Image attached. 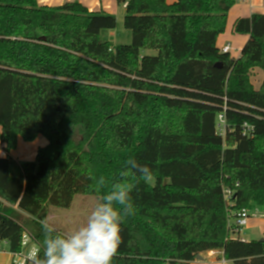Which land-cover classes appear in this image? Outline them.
<instances>
[{
	"label": "trees",
	"instance_id": "trees-1",
	"mask_svg": "<svg viewBox=\"0 0 264 264\" xmlns=\"http://www.w3.org/2000/svg\"><path fill=\"white\" fill-rule=\"evenodd\" d=\"M234 5L130 0L132 42L114 47L104 36L114 15L80 2L0 0V144L11 152L19 136L49 142L22 166L0 158L9 252H21L24 232L42 248L39 221L78 195L100 200L107 188L97 192L92 177L110 185L131 157L152 169L155 185L140 181L131 193L135 214L121 225L112 264H191L214 250L264 264V241L234 237L229 224L252 205L264 212V79L251 80L254 69L264 73V13L234 22L249 40L233 58L218 39Z\"/></svg>",
	"mask_w": 264,
	"mask_h": 264
},
{
	"label": "clouds",
	"instance_id": "clouds-1",
	"mask_svg": "<svg viewBox=\"0 0 264 264\" xmlns=\"http://www.w3.org/2000/svg\"><path fill=\"white\" fill-rule=\"evenodd\" d=\"M152 176L150 167L130 157L119 179L110 185L103 175L92 177L97 192L105 188L107 191L86 223L65 235L47 218L40 220L44 238L42 248L30 254L32 264H112L122 243L121 225L127 216L135 214L131 193L140 181L151 180Z\"/></svg>",
	"mask_w": 264,
	"mask_h": 264
},
{
	"label": "rangeland",
	"instance_id": "rangeland-1",
	"mask_svg": "<svg viewBox=\"0 0 264 264\" xmlns=\"http://www.w3.org/2000/svg\"><path fill=\"white\" fill-rule=\"evenodd\" d=\"M100 1L102 4L101 6L103 7V10L101 11H104L107 14L114 15L116 19H118L115 29L106 31L104 33L105 38H107L114 47L131 44L133 36L131 34V31L126 29L124 25L125 7L123 6V4L117 3L116 0ZM74 2L79 1L75 0ZM98 9H101L100 4ZM248 9V4L243 3L241 0H235V5L228 14V24L226 30L218 39V46L220 49L225 45H230V55L233 58H238L240 56L242 48L249 40L248 35L236 33L233 30L235 20L248 17ZM142 53V55H156V51L153 50H147ZM252 73V83L255 87H258L261 81L264 79V73L260 69H254ZM149 182L151 185H155L154 179H151ZM99 202V198H97L95 195H78L75 197V200L73 201V204L69 209H51L49 223L62 234L66 235L68 233H71L72 231L86 223L88 216ZM254 208L256 207L252 205L249 209L250 211H253ZM260 212L263 211L260 209ZM263 225L264 219L260 224L259 221L258 224L252 222L248 227H245L242 230L239 237L243 240L262 239ZM233 236L238 237V235ZM23 253H28V249L26 247L23 248ZM206 257L207 256L204 255V258ZM206 263L209 264L210 260H207Z\"/></svg>",
	"mask_w": 264,
	"mask_h": 264
},
{
	"label": "crops",
	"instance_id": "crops-1",
	"mask_svg": "<svg viewBox=\"0 0 264 264\" xmlns=\"http://www.w3.org/2000/svg\"><path fill=\"white\" fill-rule=\"evenodd\" d=\"M40 6H60L66 2H74L75 0H37ZM83 5L87 6L90 11H101L103 7L101 6V1L98 0H78ZM177 0H167L168 3H174ZM244 3V2H243ZM101 9L99 10L98 7ZM249 6L248 17L253 14H263V4L264 0H252L251 2L245 3ZM231 11V10H230ZM236 21V20H235ZM231 53V51H230ZM1 130V128H0ZM1 133V131H0ZM48 140L42 135L37 136L33 141H25L22 137L17 138V147L11 152L5 150V145L0 144V158H6L10 156L19 166H22L24 163L34 162L36 159L37 152L40 148L48 145ZM257 208H254L251 213L254 212ZM260 211V209H259ZM264 218L253 216L249 222H254L259 224L263 221ZM261 220V221H260ZM264 233V225L262 226V237ZM13 254L9 252L8 244L6 242L0 243V264H12ZM204 255L207 257L204 258ZM202 259H195L191 264H207L206 261L210 260L209 264H229L233 262L227 261L223 258V252L221 250H214L200 254Z\"/></svg>",
	"mask_w": 264,
	"mask_h": 264
},
{
	"label": "built area",
	"instance_id": "built-area-1",
	"mask_svg": "<svg viewBox=\"0 0 264 264\" xmlns=\"http://www.w3.org/2000/svg\"><path fill=\"white\" fill-rule=\"evenodd\" d=\"M129 1L130 0H125L123 2V6L127 7ZM241 1L244 3H248V2H251L252 0H241ZM263 8H264V4H263ZM230 51H231V47L229 44L221 48L222 53H230ZM218 120H219L218 128L221 130V132H223L225 128V122H226L224 115H219ZM223 192H224V197H225L227 205L232 206L233 204L232 197H233L234 192L228 188H224ZM253 216L264 218V213L260 212L258 208L254 210L253 213L250 212V209H243L236 213H231L229 224L234 231V235H238L239 237L242 230L245 227L249 226V222ZM22 247L23 248L26 247L28 249V253L24 254L23 249L19 253H13L12 264H32L31 260L29 259L30 254L39 247L36 245L34 239L28 232H24L23 234Z\"/></svg>",
	"mask_w": 264,
	"mask_h": 264
},
{
	"label": "water",
	"instance_id": "water-1",
	"mask_svg": "<svg viewBox=\"0 0 264 264\" xmlns=\"http://www.w3.org/2000/svg\"><path fill=\"white\" fill-rule=\"evenodd\" d=\"M217 67H218V68H221L222 66L220 65V66H217ZM261 240L264 241V238H262ZM196 259H202V258H201L200 255H198V256L196 257Z\"/></svg>",
	"mask_w": 264,
	"mask_h": 264
}]
</instances>
